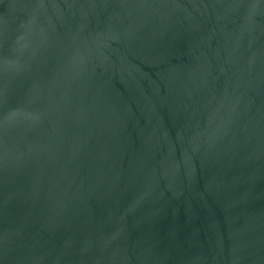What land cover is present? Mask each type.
Instances as JSON below:
<instances>
[{
  "label": "water",
  "instance_id": "obj_1",
  "mask_svg": "<svg viewBox=\"0 0 264 264\" xmlns=\"http://www.w3.org/2000/svg\"><path fill=\"white\" fill-rule=\"evenodd\" d=\"M0 264H264V0H0Z\"/></svg>",
  "mask_w": 264,
  "mask_h": 264
}]
</instances>
